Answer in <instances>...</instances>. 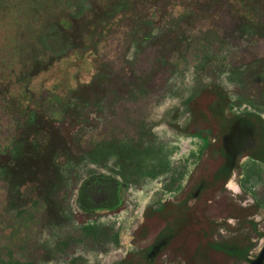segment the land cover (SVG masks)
<instances>
[{
	"label": "rangeland",
	"instance_id": "obj_1",
	"mask_svg": "<svg viewBox=\"0 0 264 264\" xmlns=\"http://www.w3.org/2000/svg\"><path fill=\"white\" fill-rule=\"evenodd\" d=\"M212 83L226 115L264 117V0H0V264H118L148 247L162 223L139 237L145 208L177 201L221 159L208 158L210 130L189 124ZM237 134L207 216L215 240L251 238L231 260L248 264L264 244V163L243 153L251 131L243 145ZM102 180L121 182L123 203L86 212L82 185ZM224 196L253 210L228 215ZM155 264L184 261L164 250Z\"/></svg>",
	"mask_w": 264,
	"mask_h": 264
},
{
	"label": "trees",
	"instance_id": "obj_2",
	"mask_svg": "<svg viewBox=\"0 0 264 264\" xmlns=\"http://www.w3.org/2000/svg\"><path fill=\"white\" fill-rule=\"evenodd\" d=\"M76 52L77 50H74V53ZM229 104V94L217 83L203 87L191 98L188 103L191 112L189 124L190 126L201 125L210 130L215 136V141L209 142L207 146L208 158L221 157V159L211 170L206 171L204 168L193 187L187 189L177 201L165 200L161 208L154 206L145 208L144 220L136 229L139 237L146 238L152 233L156 227L155 221L162 224L154 233L148 247L128 253L118 264H155L157 257L164 250H169L172 255L181 257L184 264H231L234 257H247L251 238L245 235L227 241L215 240L213 236L218 224L207 216V210L212 205L213 198L218 191L226 190L225 184L233 173L235 163L225 149L224 139L235 123L239 122L248 127L255 138L254 144L244 148L243 153L264 161V119L253 112H247L245 115L236 113L226 115L224 111ZM115 181L120 191L121 182ZM86 182L81 188L79 205L86 209V212L100 209L84 205ZM119 197V203L103 208L113 211L119 209L123 203L121 194ZM192 198H194L193 202L190 201ZM224 198V211L228 215L244 217L253 210L251 207L232 203L226 196ZM257 206V204L254 205L255 208ZM161 241L159 250L151 257L148 254L151 245ZM245 248L246 252L243 253Z\"/></svg>",
	"mask_w": 264,
	"mask_h": 264
},
{
	"label": "flooded vegetation",
	"instance_id": "obj_3",
	"mask_svg": "<svg viewBox=\"0 0 264 264\" xmlns=\"http://www.w3.org/2000/svg\"><path fill=\"white\" fill-rule=\"evenodd\" d=\"M247 113V112H246ZM253 113H255V112H253ZM237 114V113H236ZM256 114H259V113H256ZM245 115V114H244ZM259 115H261V114H259ZM262 118L264 119V117H263V115H262ZM236 128V129H235ZM248 130H250L248 127H246V126H244V125H242L241 123H235L233 126H232V129H231V131H230V133H228L227 135H225V139H224V146H225V149H226V151L231 155L232 154V151H229V147H228V145H227V142H226V140H227V138L229 137V136H233L235 133H238L237 135H239V136H237L236 137V140L237 141H239V143L240 144H245V141H244V139H245V137H247L248 136V134H247V131ZM252 133V132H251ZM240 135H242V136H240ZM249 137V136H248ZM252 137H253V139H254V141H255V138H254V136H253V134H252ZM253 144H254V142H253ZM252 144V145H253ZM251 145V146H252ZM247 147H249V146H247ZM244 148H246V146L244 147ZM231 150V149H230ZM247 155H249V154H247ZM252 156V155H251ZM253 157V156H252ZM253 158H255V157H253ZM255 159H257V158H255ZM233 160H234V158H233ZM257 160H259V161H261V162H263L264 163V161H262V160H260V159H257ZM235 161V160H234ZM235 167V166H234ZM103 180H105V179H103ZM102 180V182L100 181V185H97V186H99V187H97L95 190L98 192H96L95 190H93V191H95V192H93L92 191V193L90 194V191H91V189L89 190V188H91V186L90 185H88V184H86L85 185V187H86V189H87V191H86V193H85V196H84V205H86V207H96V208H103V207H111V206H113V205H115V204H117V203H119V201H120V197H119V194H121V190L119 191V187H118V185H117V183H116V181L114 180V185H113V188H111L109 185H108V183H106V182H104ZM108 181V180H107ZM98 189V190H97ZM87 197V199L88 200H94V199H98V198H100V203H98V204H86V202L88 201H85V198ZM156 208V207H155ZM85 211H86V209H84ZM93 211V210H92ZM161 244H162V241L161 242H159V243H156V244H154L153 246L151 245V248H150V250H149V253L148 254H151V253H153V254H155L156 252H157V250H159V248H160V246H161Z\"/></svg>",
	"mask_w": 264,
	"mask_h": 264
},
{
	"label": "water",
	"instance_id": "obj_4",
	"mask_svg": "<svg viewBox=\"0 0 264 264\" xmlns=\"http://www.w3.org/2000/svg\"><path fill=\"white\" fill-rule=\"evenodd\" d=\"M248 264H264V244L257 255L251 258Z\"/></svg>",
	"mask_w": 264,
	"mask_h": 264
},
{
	"label": "bare ground",
	"instance_id": "obj_5",
	"mask_svg": "<svg viewBox=\"0 0 264 264\" xmlns=\"http://www.w3.org/2000/svg\"><path fill=\"white\" fill-rule=\"evenodd\" d=\"M232 181H233V180H232ZM229 182H230V181H229ZM230 186H231V185H230ZM230 190H231V189H230ZM230 190H229V191H230ZM237 193H238V192H237Z\"/></svg>",
	"mask_w": 264,
	"mask_h": 264
}]
</instances>
